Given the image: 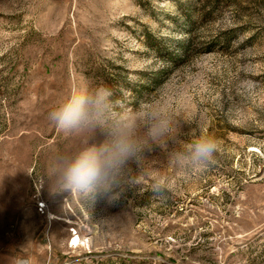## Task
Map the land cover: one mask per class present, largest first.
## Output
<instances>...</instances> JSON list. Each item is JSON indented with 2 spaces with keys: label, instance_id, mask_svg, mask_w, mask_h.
Instances as JSON below:
<instances>
[{
  "label": "rangeland",
  "instance_id": "obj_1",
  "mask_svg": "<svg viewBox=\"0 0 264 264\" xmlns=\"http://www.w3.org/2000/svg\"><path fill=\"white\" fill-rule=\"evenodd\" d=\"M94 85L114 115L163 107L172 139L106 192L52 191L48 160L78 140L47 114ZM201 137L214 162L175 169ZM23 261L264 264V0H0V264Z\"/></svg>",
  "mask_w": 264,
  "mask_h": 264
},
{
  "label": "clouds",
  "instance_id": "obj_2",
  "mask_svg": "<svg viewBox=\"0 0 264 264\" xmlns=\"http://www.w3.org/2000/svg\"><path fill=\"white\" fill-rule=\"evenodd\" d=\"M113 113V93L105 85L73 89L56 101L47 119L76 138L78 146L53 151L45 169L52 191L85 196L106 192L130 162L141 161L145 147L172 139L171 120L163 107ZM97 133L102 139L94 142ZM217 151L214 138L201 137L171 151L169 162L178 171L204 168L214 162ZM166 189L164 178L157 177L154 195L163 197Z\"/></svg>",
  "mask_w": 264,
  "mask_h": 264
},
{
  "label": "trees",
  "instance_id": "obj_3",
  "mask_svg": "<svg viewBox=\"0 0 264 264\" xmlns=\"http://www.w3.org/2000/svg\"><path fill=\"white\" fill-rule=\"evenodd\" d=\"M190 45H191L190 43H188L187 45H182L181 50H182L183 54H186L188 52Z\"/></svg>",
  "mask_w": 264,
  "mask_h": 264
},
{
  "label": "built area",
  "instance_id": "obj_4",
  "mask_svg": "<svg viewBox=\"0 0 264 264\" xmlns=\"http://www.w3.org/2000/svg\"><path fill=\"white\" fill-rule=\"evenodd\" d=\"M40 207H44V203L43 202H40ZM74 234H78L79 235V231L78 230H74Z\"/></svg>",
  "mask_w": 264,
  "mask_h": 264
},
{
  "label": "bare ground",
  "instance_id": "obj_5",
  "mask_svg": "<svg viewBox=\"0 0 264 264\" xmlns=\"http://www.w3.org/2000/svg\"><path fill=\"white\" fill-rule=\"evenodd\" d=\"M79 240L78 236L75 238V241ZM20 264H29L27 261H23Z\"/></svg>",
  "mask_w": 264,
  "mask_h": 264
}]
</instances>
